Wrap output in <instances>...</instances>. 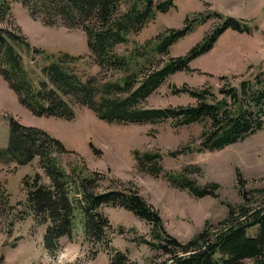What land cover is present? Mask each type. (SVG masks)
Wrapping results in <instances>:
<instances>
[{
  "label": "trees",
  "instance_id": "obj_1",
  "mask_svg": "<svg viewBox=\"0 0 264 264\" xmlns=\"http://www.w3.org/2000/svg\"><path fill=\"white\" fill-rule=\"evenodd\" d=\"M13 1L38 14L46 24L61 20L80 27L85 33L89 54L99 67L96 74L79 71L76 66L81 56L59 51L41 67V76L35 77L26 69L20 51L33 57L44 53L43 50L31 45L20 32L0 26V73L33 114L70 119L75 105H85L99 119L110 123L170 121L175 127L197 123L201 125L199 141L189 149L199 152L221 149L264 131V71L261 69L251 77L242 76L237 85H231L221 75L219 78L224 80L216 91L209 85L190 87L186 83L172 89L174 93L187 94L192 103L164 107L143 105L170 74L192 70L190 62L211 49L225 30L252 31L240 19L217 11L192 13L185 15L181 27H166L138 43L131 36L138 34L157 12L174 7V0H0V23L9 19ZM210 17H216L217 22L198 42L182 55H168L171 45ZM130 41L134 42L130 48L116 49L117 45ZM7 120L8 143L0 147V162L12 161L20 166L37 157L48 179L42 180L41 174L35 171L24 175L21 185L27 213H32L38 222L46 223L43 244L49 252L57 251L62 236L71 235L79 214L84 239L98 246L96 251L111 249V224L101 210L103 205H109L123 207L149 224L150 238L142 241L170 259L161 264H247V259L251 264H264V201L248 206L249 198L243 188H239L241 204L229 205L225 218L211 230L202 227L182 242L165 230L158 211L138 190L124 184L103 187L105 175L86 169L83 158L66 149L59 139L12 116ZM180 151L169 150L167 154L176 155ZM64 153H74L78 158L67 162L63 160ZM133 155L144 171L161 172L159 151L134 150ZM236 174L238 181L242 180L238 169ZM164 175L171 184L187 189L196 197L214 195L213 189L218 187L215 183L198 186L182 173L165 172ZM254 228L255 232L251 233ZM123 257L122 253L113 255L111 264H123L126 260Z\"/></svg>",
  "mask_w": 264,
  "mask_h": 264
},
{
  "label": "rangeland",
  "instance_id": "obj_2",
  "mask_svg": "<svg viewBox=\"0 0 264 264\" xmlns=\"http://www.w3.org/2000/svg\"><path fill=\"white\" fill-rule=\"evenodd\" d=\"M175 6L166 12H157L155 18L131 36L138 43L155 36L166 27H181L185 15L217 11L240 19L252 31L225 30L211 49L190 62L192 70L170 74L158 88L143 101L144 106L164 107L192 103L185 93L172 89L186 83L190 87L209 85L216 91L226 76L231 85H237L242 76H253L264 71V0H174ZM216 17L207 18L190 33L170 46V56L184 54L210 30ZM24 35L31 45L44 53L32 55L20 51L26 69L41 76V67L51 61L59 51L81 56L79 71L96 74L94 63L86 45V36L80 27L57 20L46 24L38 14H32L19 1L11 4V15L0 23ZM134 42L117 45L124 51ZM33 59V60H32ZM8 116L25 125L43 129L59 139L66 149L84 160L88 170L102 172V186H123L138 190L143 198L158 211L165 230L185 242L202 227L211 230L225 218L229 205L237 207L243 202L239 188L249 198L248 206L264 201V131L260 130L241 141L212 151L189 149L199 141L201 125L194 123L175 127L170 121L155 123H110L99 119L85 105L74 106L70 119L33 114L18 99L0 73V147L8 143ZM181 150L169 155V150ZM97 150V151H96ZM157 152L161 172L151 174L136 161L133 151ZM63 160L71 161L74 153H64ZM236 169L242 180L238 181ZM37 171L47 181L35 157L30 163L18 166L12 161L0 162V264H111L113 255L122 253L123 264H161L170 262L166 255L151 249L142 240L150 238L149 224L123 207L103 205L101 210L109 219L111 249H99L87 242L82 232V219H77L70 236L59 239L60 247L49 252L43 244L46 223H40L27 213L23 200L25 191L21 179ZM181 173L196 185L215 183L214 195L196 197L187 189L179 188L166 179L164 173ZM242 186V187H241ZM6 197V198H5ZM21 201V202H20ZM251 204V205H250ZM25 210V211H23ZM13 222V223H12ZM255 232V228L251 233ZM247 264L252 261L245 260Z\"/></svg>",
  "mask_w": 264,
  "mask_h": 264
}]
</instances>
